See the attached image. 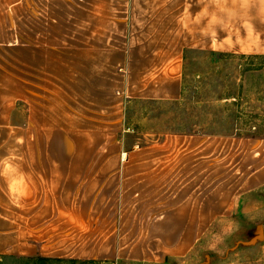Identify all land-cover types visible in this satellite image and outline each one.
I'll return each instance as SVG.
<instances>
[{
	"label": "crops",
	"instance_id": "crops-1",
	"mask_svg": "<svg viewBox=\"0 0 264 264\" xmlns=\"http://www.w3.org/2000/svg\"><path fill=\"white\" fill-rule=\"evenodd\" d=\"M188 53L264 55V0H0V262L163 264L262 209V138L122 148L127 104L179 100Z\"/></svg>",
	"mask_w": 264,
	"mask_h": 264
},
{
	"label": "rangeland",
	"instance_id": "rangeland-1",
	"mask_svg": "<svg viewBox=\"0 0 264 264\" xmlns=\"http://www.w3.org/2000/svg\"><path fill=\"white\" fill-rule=\"evenodd\" d=\"M228 96L236 99H226ZM125 121L130 131L119 135L124 139L120 143L132 152H140L142 145L174 134L233 137L236 133L264 139V55L188 53L179 100L131 101L126 107ZM262 201L259 211L216 221L189 255L163 264H264V197ZM101 263L105 262L39 257L7 258L0 262Z\"/></svg>",
	"mask_w": 264,
	"mask_h": 264
},
{
	"label": "trees",
	"instance_id": "trees-1",
	"mask_svg": "<svg viewBox=\"0 0 264 264\" xmlns=\"http://www.w3.org/2000/svg\"><path fill=\"white\" fill-rule=\"evenodd\" d=\"M231 98H232V99H233V98L236 99L235 96H228V97H226V99H231ZM231 134L233 135V133H225V135H231ZM235 135L240 136V137H243L242 135H239V134H236V133H235Z\"/></svg>",
	"mask_w": 264,
	"mask_h": 264
},
{
	"label": "built area",
	"instance_id": "built-area-1",
	"mask_svg": "<svg viewBox=\"0 0 264 264\" xmlns=\"http://www.w3.org/2000/svg\"><path fill=\"white\" fill-rule=\"evenodd\" d=\"M101 264H107V263H101Z\"/></svg>",
	"mask_w": 264,
	"mask_h": 264
}]
</instances>
